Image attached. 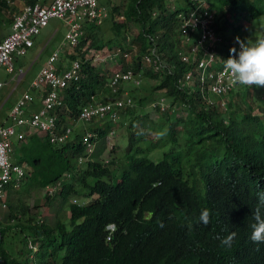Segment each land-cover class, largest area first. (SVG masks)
Returning a JSON list of instances; mask_svg holds the SVG:
<instances>
[{"label": "trees", "instance_id": "16d2710c", "mask_svg": "<svg viewBox=\"0 0 264 264\" xmlns=\"http://www.w3.org/2000/svg\"><path fill=\"white\" fill-rule=\"evenodd\" d=\"M184 1L174 6L166 0H126L122 6L106 3L111 17L119 12L123 19L110 20L113 33L107 37L102 23H83L76 46L81 58L79 78L61 89L64 106L56 110L59 121L66 124L95 98L120 97L123 81L113 90L112 72L130 67L138 73L146 63L142 75L155 80L150 93L161 91L158 97L168 104L163 110L165 121L153 123L147 114H136L129 125L137 121L152 125L153 133L143 136L146 149L164 147L161 157L140 154L143 147H138L132 132L121 164L113 159L102 162L94 157L96 152L88 153L82 133L91 130L95 142H105L115 124L107 116L91 119L83 132H73L72 139L62 143L50 142L45 132L28 133L25 142L14 146L13 160L30 166L22 186L28 191L60 179L53 196L46 194L45 199L67 202L68 221L57 218L49 224L27 216L30 207L21 201L13 204L9 189L6 218L20 221L0 223V264H264V243L250 239L258 193L264 192V114L231 108L233 100L226 99L234 92L244 94L249 87L237 86L221 105L180 84L178 77L187 67L180 52L189 47L182 42L177 16L190 8V0ZM207 1L216 15V29L223 35L224 57L234 47L233 39L244 40L241 20L250 22L264 14V0ZM8 8L15 6L0 0V25L13 19ZM129 25L137 30L130 40L137 46L132 60L124 64L125 56L117 52L115 60L95 63L91 49L118 47L124 52L131 47L123 40ZM151 47L162 59L157 69L144 57ZM75 56L71 53V58ZM5 102L2 107H10ZM177 125L181 133L175 130ZM80 157L86 159L81 164ZM72 195L88 199L70 200ZM204 209L210 210L208 226L199 222ZM17 225L24 250L11 255L4 237ZM231 233L236 234L232 246L222 247L218 237Z\"/></svg>", "mask_w": 264, "mask_h": 264}, {"label": "built area", "instance_id": "2783aa9c", "mask_svg": "<svg viewBox=\"0 0 264 264\" xmlns=\"http://www.w3.org/2000/svg\"><path fill=\"white\" fill-rule=\"evenodd\" d=\"M109 8L100 0H38L34 3H24L13 14L9 31L0 37V68L21 76L22 70L16 69L14 55L24 54L32 45L34 37L48 24L51 18L65 22L66 31L63 40L39 68L29 86L16 98L11 105L7 120L0 124V208L7 206L9 189H19L27 179L30 168L27 162H18L10 158L12 138L25 139L33 131L45 132L52 143H62L73 137V127L59 121L57 109L64 106L61 89L79 78L81 58L76 46L83 33V23L100 24L108 16ZM180 18V34L182 42L189 45L188 49L180 52L181 60L187 65L178 81L189 90H197L209 103L218 101L225 104L224 96L239 86L224 71V60L229 58L230 50L221 56L223 35L216 29V15L207 0H190V8L178 12ZM242 40V39H241ZM234 47L239 51V44L233 39ZM71 49L76 54L66 66L58 67L57 60L62 47ZM93 59L99 56L97 50L91 49ZM117 52L127 56L116 47L110 58ZM146 62L157 69L162 64L155 48L151 47L144 55ZM105 59V58H104ZM132 80L139 83L138 73L132 68L115 69L109 78V85L116 89L120 81ZM4 81L0 80V87ZM38 93L40 105L33 109V94ZM133 100L127 93L123 96L106 101H93L83 105L76 120L88 122L93 118L105 117L115 121L119 118L120 110L132 105ZM152 108L163 111L168 107L164 97L155 98L150 102ZM112 132V131H111ZM110 132V133H111ZM96 134L91 130L82 133V143L88 153L94 149ZM83 159L80 157V160ZM57 180L45 186L47 194H53L60 186ZM111 229L113 224L108 225ZM109 238V235H107ZM32 246L31 244H29ZM35 248V246H33Z\"/></svg>", "mask_w": 264, "mask_h": 264}, {"label": "rangeland", "instance_id": "374dc122", "mask_svg": "<svg viewBox=\"0 0 264 264\" xmlns=\"http://www.w3.org/2000/svg\"><path fill=\"white\" fill-rule=\"evenodd\" d=\"M123 0H119L120 3H122ZM171 3V6H174V4H180L183 5L185 2L184 0H166ZM174 2V3H173ZM10 5L15 6L14 9L8 8V10H11V12L15 13L18 11L21 6L24 4L23 0H9ZM9 12V11H8ZM114 18L117 21H121L123 19V15L119 14V12H114L112 14V17L110 13L108 16L104 19L102 22V28L104 30V37H107L108 35L113 33V30L111 29V19ZM243 26H242V36L245 42L249 40L251 44H254L257 39H264V14L258 15L255 18H253L250 22L241 20ZM64 24L65 22L58 18H51L48 22V24L43 27L40 30V33L37 35V39L40 40L42 38L47 37L53 30V28L56 26L58 28V31L53 35L48 48L52 47L56 43H58L60 40L63 39L62 35L64 32ZM66 26V24H65ZM129 30H127L124 33V42L129 43L128 46L131 45L129 49L126 51L128 52V55L125 56V63H128L132 60V57H134L137 54V46L130 41L132 36L137 32L136 28L132 25H129ZM9 31V26L6 23H3L0 25V36H4ZM66 31V29H65ZM95 50V49H94ZM38 51V48L35 47L29 48L25 52V56L28 59L33 60L34 53ZM49 50L43 51L38 59H36L34 62V65L30 69V73L33 71H36V68L40 65V63L47 57V53ZM99 53V56H97L96 59H93V61L97 64L102 63L106 60H115V57L110 58V54L113 53L112 50L108 48H102L97 50ZM91 54L92 52L89 51ZM118 54V53H117ZM105 58V59H104ZM110 61H108L109 63ZM114 62V61H113ZM112 63V62H111ZM146 63H143L141 66V69H145ZM140 70L138 72V77L140 78L139 83H135L132 80L125 81L119 85L121 93L118 94L120 96L125 95L126 93L132 97L133 104L130 107H126L125 109L120 110V115L117 120H115L114 124V132H111L108 134V136L105 138V142L96 141L94 145L93 152L95 153V156L97 159L101 160L102 162H105L106 160L113 159L116 164H121L125 162V150L128 148L127 141L129 137V133L132 132V136L137 140L138 147H143V150L140 152V154L147 155L148 157H151L153 159H158L162 155V151L165 149L164 147H156L153 149H146V139L143 138L144 133H153V129L150 127L152 125H149V127H145L144 125H141L138 121L135 122L132 125H129V120L133 115L136 114H147V118L151 119L154 122H163L165 121L164 118L166 117V113L164 111H158L151 107L150 102L153 101L158 96L162 95L161 91H154V93H150L152 85L155 83V80L151 77L142 75L143 71ZM12 74V73H11ZM10 73L6 72L3 67L0 68V79L10 81ZM26 77H29L28 75H25V73H22L20 77L14 76L12 79V82L10 84H5L2 87H0V102L4 97H8L7 93L11 86H15V89H13L14 93H20L23 88H26V85L23 84ZM31 77V76H30ZM264 88H252V91L250 88H247V90L244 92V94H240L237 92H234V94H230L229 98L226 97V99L233 100V105L231 108L235 107L237 110H247L250 111L251 114H264ZM150 94V95H149ZM146 95H148V98H144ZM33 97H38L39 94L34 93ZM117 97L115 95L113 98L110 96L108 99H114ZM260 97V98H259ZM11 98V97H10ZM143 98L141 103H139V99ZM96 99V100H95ZM95 101H100V99L95 98ZM34 100V99H33ZM251 106V107H249ZM10 107L4 106L0 107V121L4 117L5 113L9 110ZM127 111V113H126ZM93 121H98L99 123L103 122L100 120L94 119ZM146 123H149L146 120ZM67 124L72 125L73 132H83L85 128L88 127L87 122H80L76 120V118L69 117L67 120ZM175 130L177 133H181V126L177 125ZM146 135V134H145ZM158 134L156 135V137ZM20 142H25L24 139L19 138H12L11 140V148H10V158L13 160L14 157V146L15 143L19 144ZM169 144V143H167ZM168 146V145H166ZM86 159L80 160L78 163L81 164ZM47 194V191L45 187L43 188H31L28 191L24 190L23 186L22 188L15 191V189H11L10 193V201L13 204H16L18 201L28 204L30 207L29 212L27 216L33 218V219H43V221H46L49 224H52L56 221L57 218H60L62 221H68V210H67V202H62L60 204L59 199L52 198L51 201H47L45 199V196ZM53 196V194L51 195ZM70 200H87V197L80 196V198L76 196H69ZM8 199V201H9ZM8 213V205L5 208H0V223L3 225L13 223L20 220H9L6 218V214ZM19 226H15L9 230L6 231L5 240L7 243V247L11 253V255L20 254L19 252L21 250H24L22 245V234L18 230ZM26 231V228L24 229ZM30 244V243H29ZM17 251H19L17 253ZM25 253V251H24ZM23 253V254H24ZM22 255V254H21Z\"/></svg>", "mask_w": 264, "mask_h": 264}, {"label": "clouds", "instance_id": "9594fccd", "mask_svg": "<svg viewBox=\"0 0 264 264\" xmlns=\"http://www.w3.org/2000/svg\"><path fill=\"white\" fill-rule=\"evenodd\" d=\"M239 44V51L233 47L230 50V56L224 60V71L234 82L241 86L264 88V39H257L254 44L249 40L245 42L239 37L236 38ZM264 192L258 193V204L253 213L254 222L250 225L252 231L250 239L256 243H264ZM199 222L208 226L210 220V210L204 209L200 216ZM189 229L192 224L189 222ZM235 233L227 237L220 238L222 247H231L235 238Z\"/></svg>", "mask_w": 264, "mask_h": 264}, {"label": "crops", "instance_id": "0c3cea01", "mask_svg": "<svg viewBox=\"0 0 264 264\" xmlns=\"http://www.w3.org/2000/svg\"><path fill=\"white\" fill-rule=\"evenodd\" d=\"M43 1V0H42ZM126 0H123L122 3L119 2V0H100V2L106 4V3H109L108 6H110V4H117V5H124ZM174 3V2H173ZM185 3V2H184ZM8 26H9V29H10V24L8 23ZM46 26V25H45ZM44 26V27H45ZM65 29H66V26L64 24V32H65ZM58 31V28L55 26L52 30V32L45 38H42L40 40L37 39V35L40 33H38L35 37H34V40H33V45L31 47H35L36 49L38 48V51H36L34 53V57L32 58L33 60L31 59H28L26 56H25V53L22 54V55H14V64H15V67L16 69H21L22 70V73H25V75H28L29 77H26L23 84L26 85V88L29 86L31 80L33 79V77L35 76V74L38 72L39 68L42 66V64L45 62V60L47 59V57L50 55V53L56 48L59 46V44H61L62 40H60L58 43H56L55 45H53L52 47L48 48L49 46V43L53 37V35ZM64 36V33L62 35V37ZM30 47V48H31ZM46 50H49L48 53H47V57L45 59H43V61L40 63V65L36 68V71H33V72H29L31 67L34 65V62L36 59H38L41 55V53L43 51H46ZM71 59V49L68 48V47H62L60 52H59V57H58V60H57V65L58 67H63V66H66L69 61ZM11 74V73H10ZM14 74H11L10 75V81H7V80H4L3 81L5 82V84H10L12 82V79L14 78ZM31 76V77H30ZM2 80V79H0ZM15 83H13V86L10 87V89L8 90V93H7V96L8 97H4L1 102H0V107L3 106V102H5V105H11L13 104V102L16 100V98L26 89V88H23V90L20 92V93H14L13 89H15V86H14ZM4 85V84H3ZM2 85V86H3ZM38 94V93H37ZM11 97V98H10ZM33 104H32V108L35 109L37 108L39 105H40V98L38 97H33ZM10 109V108H9ZM9 111V110H8ZM8 111L5 113L4 117L2 118V120L0 121V124L2 123H5L6 120H7V114H8Z\"/></svg>", "mask_w": 264, "mask_h": 264}]
</instances>
